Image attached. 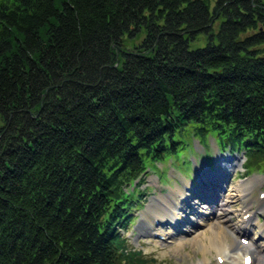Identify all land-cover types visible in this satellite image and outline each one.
Returning <instances> with one entry per match:
<instances>
[{"label": "trees", "instance_id": "1", "mask_svg": "<svg viewBox=\"0 0 264 264\" xmlns=\"http://www.w3.org/2000/svg\"><path fill=\"white\" fill-rule=\"evenodd\" d=\"M188 130L264 161V0H0V264H145L120 231Z\"/></svg>", "mask_w": 264, "mask_h": 264}, {"label": "rangeland", "instance_id": "2", "mask_svg": "<svg viewBox=\"0 0 264 264\" xmlns=\"http://www.w3.org/2000/svg\"><path fill=\"white\" fill-rule=\"evenodd\" d=\"M182 138L183 143L179 145V148L176 152L167 155L164 159L156 163L149 164V170H147L144 177L145 182L143 185L138 187L141 192L142 190L144 192V195L141 197L142 200H140L141 203L132 209L130 213L131 218L126 225L127 227L124 229L125 232L123 233L121 231V235L125 237L128 247L141 250L144 254V257L148 259L145 264H201L200 262L203 258L206 259L208 262L207 264H218L215 250L213 248H209L203 251L202 242H205L209 237H211L209 235H211V230L214 229V227L222 230L224 235L223 238L227 244L233 242L236 233L241 232L240 229H237L239 226H241V219H244L242 217L243 211L241 212V209H243V206L246 207L247 205L250 207V210L253 211L252 214L254 216L253 218L251 217L249 219L246 225L251 226V220L253 219L255 225L258 226V228H255L256 237L260 230L264 235V200L260 201L255 197L256 193L263 190L264 187V184L263 187L261 186V181L258 182L259 176L262 178V182L264 183V161L261 163L259 168L255 166L251 173H247L243 169L245 158L242 157L241 153L239 157L235 152H230L233 156L235 155L239 158V163H237L238 161L234 163L227 161L222 157L219 158V153H217V151L215 152L214 150L216 149V146L221 147V143L219 139L214 138L212 134L205 138H200L193 136L191 131L188 130ZM222 152H224V154H228L229 150L224 149ZM214 157H218L215 162V168L213 166L212 170H208L206 168V164H211L212 162L213 165ZM195 159L198 165L202 164L204 166L201 167L199 171V177L204 179L203 181L207 184L210 183L208 181L209 179L214 180L216 183L211 187L205 186L207 193L210 192L207 187L212 189L208 198L210 199L214 197L213 200L218 201V197H225L226 201H229L226 202L227 204L229 203L226 208L227 214H225L224 217L216 218V220L206 219L205 221L206 223L208 221V223L202 224V214L206 211L209 212V208L207 206L208 203L206 202V204L199 199L194 201L192 200V202L195 204H192L191 207L186 208V211L188 212L186 213V220L189 218L193 223L198 224V226H193L192 223H189L190 225H186L185 223V226H183V230L186 231L185 233L173 235L169 239L171 241L169 243L162 242L161 240L149 235L150 232H156L158 231L157 228L162 226L161 224L155 225L153 223V218L156 216V218L158 217L160 221L164 220L165 222L163 223L167 224L168 222L166 221L171 220L172 218L173 221L175 220V222L178 224L184 222L185 216L182 215L181 212L184 207L182 208L180 205L181 209L178 211L176 209L174 211L172 208V200L176 201L178 195L184 194L185 190H183L181 185H185V188L192 186L188 180L190 178V172L192 171L193 161ZM219 159L223 160L219 161ZM231 164H233L232 167H230ZM217 166L219 170L217 169ZM232 168L234 169L231 170ZM176 172H180L182 176H184L183 179L185 178L187 180L186 181L184 179L185 184H183V180L181 181V185L175 181L174 174ZM215 175L216 177H214ZM222 175L224 176L225 180H223L221 185L222 187L224 186L222 189H225L226 192L221 189L222 192L218 197L215 198V189L213 187L219 186L220 182H218L217 178H222ZM195 179H197V177ZM249 179L253 180V186L248 196L244 200L238 199L235 196H232L231 198L230 189L237 183ZM196 183L197 182L195 181L194 184ZM127 191L132 192L130 187H127ZM186 191L188 193L189 189H186ZM185 195L189 197V195ZM221 201L222 203L225 202L224 200ZM179 204L180 202L178 205ZM215 204L216 202L214 204L209 203L208 205L210 208H213L214 206L212 205ZM192 207H196V210L192 209ZM217 208H219V206H217ZM217 210L219 214L221 210ZM151 212L152 214H150ZM213 212L216 213V210L214 209ZM153 214L155 216H153ZM220 215H223L222 212ZM224 225H228L227 227L232 228V232H230L229 228H225ZM217 229L213 231L215 232L214 234H216V231H218ZM235 239L239 245V239L237 237H235ZM256 244L260 250H263L264 236L258 238L256 240ZM238 247L236 249H238ZM236 249L228 248V250H226V254L224 253L225 258L228 255L229 259L235 262L234 253ZM263 254L264 252L261 251V258ZM260 264H264V255Z\"/></svg>", "mask_w": 264, "mask_h": 264}, {"label": "bare ground", "instance_id": "3", "mask_svg": "<svg viewBox=\"0 0 264 264\" xmlns=\"http://www.w3.org/2000/svg\"><path fill=\"white\" fill-rule=\"evenodd\" d=\"M222 156H219V158H221ZM218 158V157H217ZM217 158H215V162H216V160H217ZM223 158V157H222ZM221 159H219V161H220ZM227 161H230V162H233L231 159H226ZM207 165V164H206ZM233 166V164H231L230 165V167H232ZM201 167H204L202 164H200L199 166H196L195 168H194V171H193V176H194V179L193 180H191L190 181V184H194V182L196 181V182H199V180H204V179H202L201 177H199V171H200V169H201ZM206 167V166H205ZM208 170H212L213 168H210L208 165H207V167H206ZM214 168H215V165H214ZM217 169H218V166H217ZM219 170V169H218ZM224 173V172H223ZM218 175V174H217ZM223 176V175H222ZM198 178L199 177V179H195V178ZM212 179H209L208 181L210 182ZM217 180H218V182H221L222 181V178H217ZM223 180H225L224 179V176H223ZM258 180V179H257ZM255 181H256V179H255ZM252 183H253V180H244V181H241V182H239V183H237L235 186H233L231 189H230V194H231V198H232V196L234 197H237L238 199H242V200H244L247 196H248V194L250 193V191L252 190L251 188H252ZM183 184H185V180H183ZM200 184H202V183H200ZM203 184H206L207 185V183L206 182H204ZM216 183L214 182V180H212V183H211V186H214ZM183 187L185 186V185H182ZM208 186V185H207ZM190 187V186H189ZM219 187V186H218ZM221 187V189L223 188L222 186H220ZM209 190H210V192L212 191V189H210L209 187H207ZM214 188V187H213ZM185 189H187L188 190V187H186ZM209 192V193H210ZM215 192H216V190H215ZM186 196V195H185ZM185 197L184 196H179V199L180 200H177L176 199V201H173L172 200V204L174 205H172V208L174 209V211L177 209V211L179 210V209H181V207L179 206H177V203H179V202H181L183 199H184ZM228 198V197H227ZM214 199V197H212V198H210V200H209V202L208 203H211V204H214L215 203V201L213 200ZM259 200H260V197H259ZM228 201V200H227ZM226 201V202H227ZM229 202V201H228ZM175 203V204H174ZM224 204H225V202L224 203H222L221 205H219V210H221V211H224V214H226V212H227V209H225L224 208ZM229 204V203H228ZM228 204L226 203V205L228 206ZM212 207V206H211ZM192 209H194V210H196V207H192ZM245 210H249V209H245ZM182 211V210H181ZM246 211V213L248 214V218L250 219L251 217H252V212H247ZM178 213V212H177ZM190 213V212H189ZM153 216H155L154 214H153ZM183 218V217H182ZM155 221H160L159 219H158V217L156 218V216H155V218H153ZM245 219V218H244ZM249 219H245V223H248V221H249ZM153 220V223L155 222ZM184 221H186V219L184 220ZM160 223V222H159ZM215 229H217V228H215L214 227V229H212L211 231V235H209V236H211V237H209L205 242H202V248H203V251H205L206 249H209V248H213L214 250H215V253H216V258H218V259H224V261H223V263L222 264H227V262L225 261V255H224V253L226 254V250H228V248H237L238 247V245H237V242H236V239H235V237H234V239H233V242H231L230 244L228 243H226L225 242V240H224V235H223V232H222V230H220V229H217L218 231H216V234H214L215 232H213ZM234 233V232H233ZM155 234H160V235H163V233H161V231L160 230H158V231H156L155 232ZM154 234V235H155ZM238 249L241 251V252H243V251H245V252H252L253 254H254V260H255V262H259L260 260H261V251H259L257 248H255L254 246H253V244L251 243V244H249V245H247V246H243V247H238ZM243 257V256H242ZM242 259V258H241ZM201 264H207L208 262L206 261V259L205 258H203L202 260H201V262H200ZM252 264H253V262H252Z\"/></svg>", "mask_w": 264, "mask_h": 264}]
</instances>
